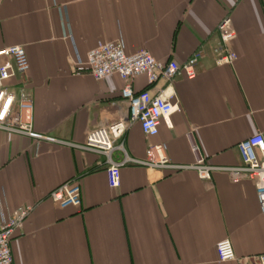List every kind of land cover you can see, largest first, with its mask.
Segmentation results:
<instances>
[{"label": "crops", "instance_id": "crops-1", "mask_svg": "<svg viewBox=\"0 0 264 264\" xmlns=\"http://www.w3.org/2000/svg\"><path fill=\"white\" fill-rule=\"evenodd\" d=\"M226 17L236 60L215 66ZM119 38L127 55L147 50L161 63L203 56L194 80H174L171 127L162 122L148 137L136 123L123 138L130 158L161 144L184 169L122 166L111 189L103 157L65 143L82 144L87 132L126 116L123 80L97 81L77 66L98 42ZM14 46L29 64L33 132L50 141L0 131V210L32 207L10 242L13 264H256L264 222L253 183L221 169L240 166L238 144L264 132V0H1L0 51ZM131 85L149 88L144 75ZM6 86L16 91L18 78ZM199 159L218 168L210 180L190 168ZM70 180L81 207L61 209L48 196ZM221 240L235 260L218 261Z\"/></svg>", "mask_w": 264, "mask_h": 264}, {"label": "built area", "instance_id": "built-area-1", "mask_svg": "<svg viewBox=\"0 0 264 264\" xmlns=\"http://www.w3.org/2000/svg\"><path fill=\"white\" fill-rule=\"evenodd\" d=\"M216 29L219 34V44L213 49L214 64L215 66L230 65L236 60V55L230 51L235 33L231 28L229 17L224 18ZM124 50L121 38L107 43L98 42L86 54L85 61L79 60L77 66H84L97 81L111 75H117L123 80L120 98L126 105V116L98 130L87 132L82 144L65 143L79 150L102 156L107 167L108 186L111 189L117 188L120 184L122 166H139L151 170L184 169L170 162L161 144L149 146L143 160L130 158L125 153L123 138L136 123L139 124L140 131L148 137L157 135L162 122L167 127H171L170 117L178 111V101L173 90L174 80L181 75L189 81L194 80L195 66L203 56V51L197 50L185 63L178 64L175 61L161 63L156 61L147 50L133 55H127ZM0 57L5 58L0 64V131L28 136L36 142L50 141L45 135L35 134L32 129V101L25 90L29 64L24 49L20 46L10 47L1 50ZM140 75L146 77L149 88H155V91L152 92V88L140 92L133 90L131 83ZM15 78H18L20 84V88L16 91L6 86V82ZM237 149L241 165L221 170L228 171L236 181L247 179L253 183L264 222V132L242 141ZM115 151L123 155L120 163L112 159ZM190 168L197 172L201 180H210L211 171L218 170L206 164L203 159H199ZM80 192V185L70 180L53 190L48 198L61 209H78L81 207ZM31 211L32 207H22L6 216L0 210V264H13L10 251L11 239ZM215 251L220 262L236 259L229 240L217 242ZM253 259L256 264H264V253Z\"/></svg>", "mask_w": 264, "mask_h": 264}]
</instances>
